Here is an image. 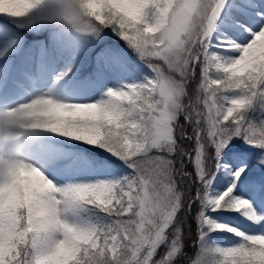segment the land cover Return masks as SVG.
<instances>
[{"label": "snow or ice", "instance_id": "obj_1", "mask_svg": "<svg viewBox=\"0 0 264 264\" xmlns=\"http://www.w3.org/2000/svg\"><path fill=\"white\" fill-rule=\"evenodd\" d=\"M0 264H264V0H0Z\"/></svg>", "mask_w": 264, "mask_h": 264}, {"label": "rangeland", "instance_id": "obj_2", "mask_svg": "<svg viewBox=\"0 0 264 264\" xmlns=\"http://www.w3.org/2000/svg\"><path fill=\"white\" fill-rule=\"evenodd\" d=\"M220 219L222 221H224V222H230L232 224L240 225V227L242 229H247L248 228V225L247 224H244L241 220L236 219L234 216L224 215V216H221Z\"/></svg>", "mask_w": 264, "mask_h": 264}]
</instances>
